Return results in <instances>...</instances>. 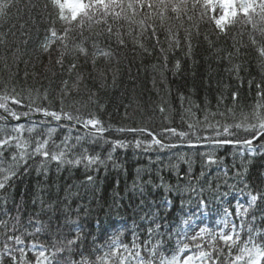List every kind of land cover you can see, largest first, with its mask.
Segmentation results:
<instances>
[{
    "label": "snow or ice",
    "instance_id": "6c2138e0",
    "mask_svg": "<svg viewBox=\"0 0 264 264\" xmlns=\"http://www.w3.org/2000/svg\"><path fill=\"white\" fill-rule=\"evenodd\" d=\"M16 3L17 0H0V19L6 17ZM25 7L34 9L37 5ZM43 10L48 13L46 22L51 26L46 29L44 39L36 48L38 53L36 59L39 63L43 64L40 57L48 56V63L43 66L42 78L47 79L48 73L55 77L57 73L53 71V67H58L60 75L67 74L70 79L60 80L55 99L61 107L59 110H50L48 107L37 105L36 101L49 100L52 81L49 80V87L43 91L40 88L17 91L13 81L20 75L17 56L19 48L13 52L15 72L11 71L7 57L0 58L4 61V68L8 70V81L3 83L0 90V264H31L27 259L26 248L35 250V264H264V171L257 173L255 181H249V169L254 158L264 156V81L255 84L256 102L253 110L249 114L241 113L239 122H227V116L235 118L234 107L239 93L237 91L231 93L233 107H226L224 112L219 111V107L228 100L225 92L229 85L218 82L217 87L222 91L217 96L216 112L208 110L206 101L204 119L201 122L192 111V107L199 109L198 104L184 109L181 121H185V116L193 120L187 124L188 131L164 127L157 133L147 127H120L116 131L133 135L146 134L150 140L143 141L137 138L134 141L124 139L105 141L111 145L107 160H112V152L117 149L129 147L143 148L144 151L152 148L174 149L184 146L183 142L191 148L199 146L196 142H204L216 148L233 146L238 149L242 160L240 169L234 173L235 184L227 183V169L224 170L223 186L230 191H222L220 183L202 179L205 177L203 170L197 176L191 161L186 160L187 171L181 175L177 170L175 185L166 183L162 176L158 177L160 183H154L151 178L134 181L129 190L130 199H134L127 207L120 203L124 197L115 193L112 204L105 212L108 217L113 213L117 217L111 235L102 229L97 235L87 228L84 221L91 218L93 209L90 203L76 204L73 208V200L81 199V196L79 192H72L71 187L65 190L63 197L50 191L46 195H34L31 200L32 211H28L24 201L17 202L9 192L13 187L11 181L21 174H28L30 171L28 162L35 157L41 158L36 170L43 171L44 174L47 172L49 160L56 161L58 166L79 165L82 161H86V167L105 163L99 155L82 154L74 159H67L70 137L64 138L62 149L57 146L58 151H51L49 144L56 131L53 127H48L46 134L41 133L32 139L23 137L25 131L32 134L37 126L43 127L47 124L49 122L47 118L55 122L63 120L73 126H82L88 130L86 135L91 136L93 142L102 138L111 128V125L105 127L97 112L81 115L79 108H76L75 114L64 108L66 98L73 93L80 94L84 90L87 104L95 106L100 112L105 108V105L100 103L98 94L88 89L84 73L78 70L81 67L80 57L84 58L85 64L91 63L93 70L96 71L98 59L108 60L113 56L111 42L114 41L121 47L126 46L125 37L128 36L133 38L132 42L136 47L145 52L148 51L145 41H153L164 54L166 65L167 53L182 47L185 49V56L192 58L194 52L192 40L202 35L201 24L210 25L217 39L229 36L231 28L240 25L251 28L248 42L245 44L242 39L237 41L236 36H232L233 51L228 52L226 57H221L218 54L220 50H217V59L226 58L231 63L233 59L246 57L248 49L251 48L257 54L260 66L264 68V0H46ZM171 19L177 23H170ZM35 23V19L32 18L31 24L34 26ZM57 24L60 25V29H57ZM185 24L188 26L185 27ZM19 28L20 35L24 37L23 43L27 45L31 38L28 22L21 23ZM161 32L164 34L163 41L160 39ZM237 35L242 38L244 33L239 32ZM6 36V33L0 32V45L7 44ZM203 36L209 47H213V41L208 34L203 33ZM164 44L167 45L166 48ZM54 47L57 55L53 61ZM69 56H72V62L66 65L65 61ZM24 63L25 71L21 79L27 82L31 77L35 81L41 74L28 71L29 61ZM35 67L36 65L32 64V68ZM180 68L181 62L176 60L175 69L178 71ZM240 69L239 63H232L230 68L225 69L226 72L235 73L238 86L243 85V78L239 75ZM99 76L106 80L107 72L101 70ZM153 83L155 85V81ZM252 83V80L248 81L249 90ZM25 91L27 96L23 95ZM179 99L183 108L185 97L182 93ZM25 100L29 102L25 103ZM13 106L27 110L18 112ZM127 107L125 105V118L128 116ZM158 110L164 114L166 112L164 104H160ZM37 114L45 119L33 122L32 126L27 128L24 124L18 123L21 117ZM209 116L225 117V122L212 123ZM164 119L167 121L168 116L165 115ZM13 120L17 123L10 127ZM201 123L204 125L201 130H210L213 133L211 136L197 134V128ZM240 132L245 133L243 138L239 137ZM161 137L178 138L182 143L180 145L166 143ZM81 139L82 137L77 136V143ZM200 155L204 158L202 162L204 165L211 166L219 162L212 152H203ZM180 159L184 160V157L181 156ZM171 167L178 168L177 165ZM93 180L92 175L86 176L87 184H91ZM181 181H184L183 185ZM161 188L165 195L160 199H153L155 192ZM39 191L46 192L43 188ZM233 191L244 196L245 203L237 199L232 208L224 206L227 203L225 198ZM213 205L217 206V214L220 216L214 234L207 226L202 227L203 221L198 219V215L210 211ZM122 211L125 213L123 216ZM237 219L239 224L236 223ZM95 228H101L99 219L95 220ZM126 230L131 231L130 245L120 239ZM189 231L191 235L188 234ZM41 234L48 237L49 245L36 242L35 237ZM141 235H146L147 238L141 239ZM100 236L108 238L105 242L98 243ZM206 236H211V240L204 244L202 241ZM88 246H91L90 251L99 253L95 260L85 253ZM234 250H238V254L232 258Z\"/></svg>",
    "mask_w": 264,
    "mask_h": 264
},
{
    "label": "trees",
    "instance_id": "16d2710c",
    "mask_svg": "<svg viewBox=\"0 0 264 264\" xmlns=\"http://www.w3.org/2000/svg\"><path fill=\"white\" fill-rule=\"evenodd\" d=\"M46 0H17V3L11 8L9 14L0 19V32L6 33L7 44L0 45V58L7 57V63L11 66V71H16V66L13 63V52L19 48L17 56L19 57V70L20 75L13 83L16 84L17 91L27 88H44L49 87V80L52 81L51 88L49 89V100H37L36 104L43 107H48L50 110H59L60 104L55 99L56 92L58 91L59 82L62 79H70L67 74L60 75V69L53 67V71L57 73L55 77L48 73L47 79L43 77V66L48 63V56L40 57L43 64L39 63L36 57L37 45L44 39L45 31L51 25L46 22L48 13L43 10V4ZM36 4L34 9L26 8L25 5ZM34 18L36 23L33 26L31 19ZM258 19V18H257ZM28 22V28L31 31V38L28 40L27 45L23 43L24 37L20 35V24ZM176 24L177 21L171 19L169 21ZM15 25V27H13ZM117 25H114V27ZM188 25L185 24V27ZM60 29V25H56ZM200 31L202 35L199 38H193L192 43L194 52L192 58L185 56V49L175 50L174 52L167 53V64L165 65L164 54L159 51V46L155 45L153 41H145L147 52L139 47H136L132 37H125L126 46H118L115 42H111V49L113 56L106 60L100 58L96 63V71L93 70L91 63H84V58H79V71L85 75V81L88 89L96 92L99 97L100 103L105 105L104 111L100 112L95 106L87 104L86 90L81 91L80 94L73 93L70 97L65 99L64 108L66 111H71L75 114L76 108L80 109L81 115H87L89 112H97L99 117L107 128L111 125L102 138L96 139L93 142L91 136H87V129L80 125L73 126L68 121L55 122L51 118L48 123L43 127L37 126L36 131L29 134L27 131L23 133L25 139H32L33 137L46 134L48 127H53L56 131L51 137L49 148L51 151H58L57 146L62 149V141L65 137H70L68 141V155L67 159H74L82 154L96 156L99 155L103 164L90 165L86 167V161H82L79 165L63 164L59 165L56 161L47 162V172H38L36 169L40 165V157L30 159L28 164L30 171L28 174H21L15 177L12 181V188L9 192L17 202L24 201L25 207L28 211H32L31 200L34 195L44 194L48 191L52 194L58 193L60 197L65 195V190L71 187L72 192H79L81 199H74L72 207L75 208L76 204L91 205L93 209L92 216L89 220L84 221L87 228L91 229L94 234L99 235L101 229L111 235L113 225L117 222V217L113 213L111 217L105 215V212L113 202L115 193H119L124 197L120 201L122 205H127L132 202L130 199V192L133 182H139L151 178L154 183H160L158 177L162 176L164 181L168 184H177V170L182 175L187 171L188 164L186 160H190L193 170L198 176L201 170L205 172V177L202 178L206 181L213 183H220L222 191H230L224 185L225 175L224 170L227 169L228 184H235L234 173L240 169L241 155L238 154V149L233 146H224L220 148L210 147L204 142L198 143V147L191 148L187 146H178L174 149H158L152 148L144 151L143 148L135 149L129 147L128 149H117L112 152V160H107L111 152V145L105 141L116 139H124L127 141H134L139 138L143 141H149L150 137L146 134L133 135L131 133H120L116 131L120 127H147L157 133L164 127H174L179 131H188L187 124L192 123L190 117L185 116V121H181V116L184 114V109L189 108L190 105H199V109L192 107V111L196 117L202 122L204 119L205 102L207 101V108L210 112H216L217 109V96L222 91L217 87L218 82L229 85L225 92L228 100L225 104L219 107V111L224 112L226 107H233L231 101V93L237 91L239 93L238 100L234 107L235 118L231 115L227 116L228 123L239 122L241 113L249 114L253 110V105L256 102V87L257 82L264 81V68L260 66V61L255 51L251 48L248 49L246 57L233 59L231 63L225 59H217V50L219 56L226 57L227 53L233 51L232 36H236V40L241 39L246 44L248 42V33L251 31L250 26L241 27L237 25L231 28L230 35L225 37L221 36L217 39L215 32L210 25L201 24ZM243 32L244 36L237 35ZM15 33V35H13ZM203 33H207L209 38L213 41V47H209L208 43L204 40ZM183 35V33H181ZM161 41L164 40L163 32L160 33ZM104 46L103 43L101 45ZM165 48L166 44L163 45ZM91 51V49H90ZM243 51V49H242ZM55 47L52 51L53 61L56 58ZM176 60H180V70L175 69ZM24 61H29L27 66L28 71H36L40 73L34 81L31 77L27 82L23 81L21 77L25 71ZM195 61V63L193 62ZM72 62V56L66 58L65 64ZM232 63L241 64L239 72L240 77L243 78V85L238 86V81L235 78V73L226 72L225 69L230 68ZM35 64V69L32 68ZM111 71H108V70ZM107 72V79L102 80L99 76V71ZM74 75V74H73ZM113 75L115 81L113 82ZM95 77V79H92ZM252 80V87L249 90L248 81ZM8 81V70L4 68V61L0 59V90L4 82ZM155 81V85L154 82ZM103 85V86H102ZM83 87V86H82ZM11 91V84L9 85ZM183 94L185 100L183 108L179 99L180 94ZM23 95L27 96L25 91ZM35 95V92L33 93ZM28 103V100L24 101ZM164 104L166 112L161 114L158 106ZM86 105V106H85ZM125 105H127L128 116L125 118ZM15 110L26 111L16 106ZM168 116V120L164 116ZM45 118L42 117H21L18 123L24 124L25 127L32 126L33 122H38ZM209 121L225 122V117L209 116ZM17 121H11L9 125L14 126ZM204 128L201 123L197 128V134L200 136H211L213 133L210 130H201ZM239 137L243 138L245 133H238ZM80 136L82 139L77 143L76 137ZM166 143H173L180 145L182 142L178 138L161 137ZM86 150V152H85ZM212 152L218 158V163L211 166L204 165L203 157L200 153ZM235 154V155H234ZM183 156L184 160L180 157ZM116 165V166H114ZM171 165H177L178 168H172ZM139 170V175H138ZM264 171V156H257L253 160V164L249 169V181H255L257 173ZM21 173L23 170L21 169ZM92 175L94 180L91 184L86 183V176ZM181 185L184 181L180 182ZM242 187V185H239ZM46 190L45 193H40V189ZM165 195L163 189L155 192L153 199H160ZM55 198V196H53ZM187 199V195L185 196ZM227 203L226 207L232 208L235 201L239 199L241 203H245V197L233 191L232 194L225 198ZM178 204V201H177ZM11 208V204H9ZM100 209L97 211L96 209ZM115 212V210H114ZM125 213L122 211L121 215ZM27 215V212L25 213ZM205 218V225L213 234L217 231L218 221L220 216L217 214V206H211V210L201 215L198 219ZM101 221V228H95V220ZM129 223L131 221L129 220ZM239 224V220L236 221ZM186 227V226H185ZM143 228V225H141ZM108 236H100L98 243H103L107 240ZM146 235H141V239H146ZM37 243L49 245L48 237L41 234L35 237ZM123 243L129 244L132 240L131 231H124L120 236ZM31 238H29V241ZM211 240V236H206L202 243L207 244ZM222 243V242H218ZM91 246L85 248V253L95 260L96 255L99 254L95 251H90ZM27 259L31 264H35V250L26 248ZM238 254V250L233 251V257ZM227 257V250H225V258Z\"/></svg>",
    "mask_w": 264,
    "mask_h": 264
},
{
    "label": "rangeland",
    "instance_id": "374dc122",
    "mask_svg": "<svg viewBox=\"0 0 264 264\" xmlns=\"http://www.w3.org/2000/svg\"><path fill=\"white\" fill-rule=\"evenodd\" d=\"M31 117H34V116H31ZM200 221H203V223L201 224V226L203 227L204 225H205V218H201V219H199ZM189 235H191L192 233H191V231H189V233H188Z\"/></svg>",
    "mask_w": 264,
    "mask_h": 264
},
{
    "label": "water",
    "instance_id": "95a60500",
    "mask_svg": "<svg viewBox=\"0 0 264 264\" xmlns=\"http://www.w3.org/2000/svg\"><path fill=\"white\" fill-rule=\"evenodd\" d=\"M34 117H42L41 115H36V116H34Z\"/></svg>",
    "mask_w": 264,
    "mask_h": 264
},
{
    "label": "bare ground",
    "instance_id": "6f19581e",
    "mask_svg": "<svg viewBox=\"0 0 264 264\" xmlns=\"http://www.w3.org/2000/svg\"><path fill=\"white\" fill-rule=\"evenodd\" d=\"M37 115H39V114H37ZM34 116H36V115H34ZM42 118H44V117H42Z\"/></svg>",
    "mask_w": 264,
    "mask_h": 264
}]
</instances>
